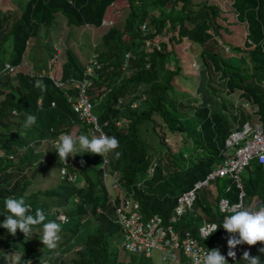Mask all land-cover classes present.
<instances>
[{"label":"trees","instance_id":"16d2710c","mask_svg":"<svg viewBox=\"0 0 264 264\" xmlns=\"http://www.w3.org/2000/svg\"><path fill=\"white\" fill-rule=\"evenodd\" d=\"M119 2L28 0L19 15L16 10L5 11L0 15V69L5 61L19 64L26 57L29 40L44 36L46 43H50L48 32L54 25L55 13L62 14L71 26L101 27L103 19L111 21L112 25L94 48L102 67L91 78L93 87L87 90L100 124L106 122L105 134L119 141L115 151L121 155L116 159L114 152L109 153L110 170L107 166L106 169L117 171L124 187L142 180L151 158L148 152L146 154L137 127L144 121L153 123V130L162 145L167 147L169 136L178 147L175 150L170 143L167 151L160 153L153 176L145 180L144 187L133 186V198L139 202L145 216L158 214L168 218L177 196L203 179L221 161V149L231 122L221 112L222 107L228 105L224 99L216 100L217 92L239 91L240 97L258 107L256 112L264 126V86L261 85L264 79V0H232L236 18L246 23L247 34L244 48L230 46L229 51H224L215 38H221L219 30H227L217 21L220 9L216 4H194L192 0H123L122 5ZM178 3L180 6L176 7ZM120 11L126 13L123 26L115 23ZM143 23L148 28L146 31L141 30ZM160 34L168 36L167 40L163 41ZM146 40L153 44L149 51L145 50ZM184 41L189 44L190 51L200 50L198 74L208 88L204 90L207 99L199 105L193 104L194 98L185 101V93L172 94L175 90L173 78L180 75L181 70L174 46ZM127 52L130 57L124 68L122 61ZM231 53L237 54V61L233 62L231 55H227ZM54 54L52 50L50 57ZM65 54L60 79L63 82L82 79L84 67L79 57L72 50H66ZM37 80L42 81L45 90L35 87ZM202 84L201 80L199 88ZM77 91L57 87L48 74L37 77L18 72L0 76V223L7 214L4 201L9 197L23 198L30 206L28 215L34 216L37 209L43 210L44 223L51 221L49 216L59 222L57 214L62 211L69 218L67 223L61 224L55 250L42 244V224L33 226L26 237L19 230L12 236L0 227V264H154L150 258L124 250L119 242V227L111 218L114 212L108 202L103 176L100 172L95 175V168L102 162L100 155L79 153L73 158L74 165L72 163L69 170L77 174L75 183L59 178L52 187L27 192L31 178L22 170V165L29 164L32 154L21 150L29 140L37 139L47 142L46 151L39 150L44 159L46 156L52 163L58 158L55 149L44 138L74 130L71 119L76 113L68 96L76 98ZM135 101L137 107L132 108L131 103ZM216 102L217 107H213ZM235 108L230 114L233 121L243 122L249 118L240 107ZM28 115H34L36 122L25 128ZM154 115L161 122L155 120ZM118 121H122L121 126L116 123ZM11 122L14 123L11 125ZM5 127L7 132H4ZM79 131L90 139L93 137L86 126H79ZM48 146L52 149L50 154ZM251 165L253 168L242 178L243 189L249 198L257 196L259 207L264 206V168L255 161ZM39 168L38 164L36 170ZM220 179L225 180V186L232 185L228 178L216 179L214 183ZM237 195L235 185L228 193L219 187L214 204L207 196L197 195L194 213L183 215L175 225L176 229L195 232L202 217L221 224L217 200L225 196L235 201ZM75 196L78 201L70 204ZM89 221L93 222V228L87 232L86 227L79 248L73 249L66 259L64 249L69 250L70 245L78 241L80 228ZM259 253L253 252V256ZM261 258L260 264H264V256ZM236 262L244 263L240 257Z\"/></svg>","mask_w":264,"mask_h":264},{"label":"built area","instance_id":"2783aa9c","mask_svg":"<svg viewBox=\"0 0 264 264\" xmlns=\"http://www.w3.org/2000/svg\"><path fill=\"white\" fill-rule=\"evenodd\" d=\"M101 25L111 26L112 22L103 19ZM147 29L145 23L141 24L142 31H146ZM150 45L153 47V44L149 40H146V51H149L147 48ZM92 50L86 63L83 65L84 70L82 79H70L68 82H63L60 77L49 75L53 83L64 91L68 89L78 90L76 98L71 95L68 96V102L76 113V117L71 119L74 130L70 132H60L55 137L51 135L44 138L48 140L53 149H55L53 144L62 134H71L74 137L84 135L79 131V126H86L90 135H106L103 130V126H105L106 122L102 125L100 124L98 115L94 112L93 104L87 94V90L93 87L91 78L102 67V61L99 60V55L94 49ZM129 57L130 53L127 52L122 61L124 68L128 66ZM194 63L193 66L196 70L199 69L196 62ZM27 65L28 64L23 60L16 65H12L10 62L5 61L0 69V76L5 74L14 75L18 72H23V67L25 66V68H27ZM24 73L37 77H43V75H45L33 71L32 68L29 71L27 69ZM261 85L264 86V79ZM246 103L252 102L246 100ZM40 104L41 101L39 100L38 105ZM137 104L136 101L132 102L131 107L135 108ZM242 106L243 105H241L240 108L249 115V118L243 122H235L232 120V128L225 137L223 149H221V161L215 164L213 169L203 179L197 180L193 183L191 188L183 191L177 196L176 203L168 218H163L158 214L145 216L142 213L139 202L133 198V186L138 188L144 187L145 180L153 176L157 166L156 157L151 158L152 162L149 163L146 176L142 180L130 183L126 187L119 183L118 177H115L116 174L111 175V186L116 196L111 198L114 210L112 220L119 227L121 246L125 250L141 254L146 258H151L152 252L156 251L162 262H169L170 264H182L179 259H185V264H197L198 260H203L205 253L218 248L221 255L226 257L228 264H239L236 262V258L240 257L241 254L245 252L243 247L245 244L237 245V247L233 249V251L236 252L235 260L227 257V252L229 250L227 240L230 234L223 229L222 223L226 216L233 214L235 205H241L240 210L246 209V192L243 189V177L241 175L245 168L250 166L253 161L263 165L264 168V162L260 160V156L264 155V126L260 120L259 114L256 112L258 107L254 105L255 108L253 110L250 109L246 111ZM116 123L120 126L122 125V121ZM50 131H53L52 127ZM104 162H106V159H104ZM71 165L72 162L68 158L67 164L63 161H59V177L67 182L75 183L77 174L69 170ZM103 166L104 164H102V168H104ZM219 178L230 179L232 185H235L238 189V195L235 201H230L228 197L222 196L216 202L218 212L221 214V224L216 221H208L202 217V221L197 225L195 232L191 229H176L175 225L183 215L194 213L193 204L197 198L198 192L203 188L210 187L211 183ZM232 185L228 184L225 186L224 193H228ZM255 201L256 198L250 202L249 206L257 210L254 204ZM221 209H223V211ZM97 211L100 210L98 209ZM57 219L62 224L67 223L69 218L65 214H58ZM212 224L221 226L216 232L208 236L207 239H204L201 230ZM217 233L219 235L215 236Z\"/></svg>","mask_w":264,"mask_h":264},{"label":"rangeland","instance_id":"374dc122","mask_svg":"<svg viewBox=\"0 0 264 264\" xmlns=\"http://www.w3.org/2000/svg\"><path fill=\"white\" fill-rule=\"evenodd\" d=\"M192 2L194 4L205 2L208 4L212 3V4L218 5L220 9V15L217 21L218 23L222 25V27H225L227 30L226 31L224 29L219 30L221 38L219 39V36L215 38H218L219 43L222 45L224 51H229L230 46H240L244 48L243 44H244L245 37L247 34L246 23L240 22L237 20L234 8L231 5L232 0H192ZM26 3H27L26 0H0V15L3 14L5 11H12V10H16L19 15L24 10ZM123 3H124L123 0H120L119 5H122ZM179 6H180V3H178L176 7H179ZM56 15L58 17L57 19H60V21H57L55 31L52 30V32H50V29H49V32H48V38L50 37L52 42L55 45L53 43L47 44L44 36L39 37L37 43L41 44L39 48L41 52H38V54L28 57L34 69L30 65H27V68H25V66L23 67L22 69L23 72H26L27 69L29 71L32 68V70L35 72L53 75L56 77H61V72H59L61 71L60 69H58L57 72L51 71V67L49 66L50 60L53 59V62H55V66L58 63L65 62L66 50H72L79 57L80 61L84 65L88 57L90 56L91 51H93L92 49H94L95 46L99 44L101 40V35L105 33L106 30L109 28V26H103V25H101V28H98L92 25H83L80 27L78 26L73 27L71 25H67L66 20H63V18H61L62 15L60 14H56ZM125 15H126L125 12H121V11L118 12V14L115 17V20H116L115 23L119 26H123ZM44 32H45V29L42 30V33ZM160 38L164 41L165 39L167 40L168 36L160 34ZM151 48H152V45H150L147 48V50H150ZM245 49H250V48H245ZM52 50L56 52L54 56L51 58L50 53L52 54ZM174 51H176L178 58H180L181 70H180V75L175 76L173 78L172 84L174 85L175 90L172 92V94L176 96V95H179V93H185L187 95L186 97H183L185 101H188V100L191 101V99L194 98L195 101L193 102V104L197 103L199 105V103H202V100L207 99L206 98L207 96L204 94V90L208 88V85L199 76L198 69L196 70V68L193 66L194 60H196L197 67L201 65L200 60L198 59L200 58V55H199L200 50L190 51L189 44H187V42L184 41L181 43H175ZM227 55H231V57L233 58V62L237 61L238 56L236 53H231ZM35 68H38V69H35ZM54 72L56 74H54ZM201 80L203 84L199 88V82ZM239 94H240L239 91H235L234 93H231V94H225L224 91L216 93L217 101L220 99H224L227 102L228 106L222 107L221 112L227 117H229L231 124L233 123V121L230 117V114L233 113L234 110L236 109L235 106L241 107V105H243L242 108L245 109L246 111L250 109L253 110L255 108L254 104L246 103V100L240 97ZM217 105H218V102H216L213 107H217ZM210 107L212 106L210 105ZM153 118L161 122L158 116L154 115ZM123 121L125 120L123 119ZM235 122H237V120ZM13 123L14 122H11V125ZM152 125L153 123L151 124L150 121L149 122L144 121L141 125L137 127L138 135L140 139L144 142V145L146 147V154L148 152L149 158L159 157L162 151L163 152L167 151L168 144L170 145V143H171L170 146L172 147V144H173V148L177 150L178 146L175 143H173V139H170L169 136L167 138L168 140L167 147L162 145L159 141V135L153 130ZM7 127L4 128V132H7ZM231 128L232 126L230 125V129ZM45 143L47 142H42L40 140L37 141V139L29 140L27 142V145L23 147V150H21L22 152L24 151L31 152L32 154L29 160V164L24 163L22 165V170L26 171V175H28L31 178V184L27 192H32L37 189H44L46 187H52L59 181L58 179L60 177H59L58 163L56 162L57 158L52 160V163H49L50 159H48L46 156L44 159V157H42V152L39 151V150L46 151ZM48 149L49 150L47 151L50 154L52 152V149L51 147L49 148V146H48ZM20 152L18 155L22 156ZM71 157L72 156L70 155L69 158ZM73 158L75 157H72V160ZM101 158L103 157L101 156ZM104 159H106L107 162L103 161L99 165L106 164L108 170H110L108 166V163H109L108 158H104ZM189 160L190 159H188V161ZM193 160L194 159H192V161ZM151 162H152V159L150 160L149 163ZM38 164L40 168L36 170V166ZM250 168H253V165H251V167L249 166L245 168V170L241 174L242 177L247 175L246 171H249ZM108 170L105 168V171L107 173H109ZM38 171H39V174H37ZM98 172H101L100 166L95 168V175ZM224 182H225L224 179H220L217 183H214V184L211 183L210 187L212 186L213 189L216 188V190L219 187L223 189L224 186L226 185V183L224 184ZM208 189L209 187L201 189L198 192V196H201V195L205 196L204 193H206ZM214 195L209 193L208 197L210 198H208V200L210 201L211 204L215 203ZM75 197H73L70 200V204L74 202ZM53 207H56V206H53ZM53 210L55 209L53 208ZM60 214H64V212L62 211L60 212ZM48 218L51 221H55L61 225V223L58 222L55 218H52L50 216ZM93 226L94 225L92 221H89L88 223L87 222L83 223L82 227L80 228V233L77 238L78 241L70 245L69 250L64 249V251H67L65 254L66 259L69 258L70 253H72L73 249L79 248L78 244L81 242L80 239L82 238V235L86 232V227L88 229L87 230L88 232L93 228ZM257 249L259 248L256 246H252L248 248L246 251L250 252L251 250H253V252H260V251H256ZM253 252H251V256H253ZM243 254H241L240 259L242 260V262H244L243 264H245L247 262L244 259H242ZM256 256L260 257V262H261V259H262L261 257L264 256V253L260 252ZM150 260L154 264H170L169 262H162L156 251L152 252V257L150 258ZM179 260L182 264L186 263L185 259H179Z\"/></svg>","mask_w":264,"mask_h":264},{"label":"clouds","instance_id":"9594fccd","mask_svg":"<svg viewBox=\"0 0 264 264\" xmlns=\"http://www.w3.org/2000/svg\"><path fill=\"white\" fill-rule=\"evenodd\" d=\"M35 87L41 88L42 91L46 88V86L43 85L42 81L40 80L36 81ZM35 122L36 117L34 115H28L24 127L29 128L31 125L35 124ZM53 147L58 154L56 162L59 163V161H63L65 164H67V158L72 162V157H75L76 155H78V153L100 155L103 157L102 162L104 161V158H108L107 155L109 153L114 152L116 159H119L121 155L120 152L115 151L119 148V141L115 137H109L107 135L93 136L90 139L87 135H79L78 137H74L71 134H62L53 144ZM70 155L72 156L71 158H69ZM260 160L264 162V155L260 156ZM99 166L101 168L100 173L103 176V183L105 184L106 192L108 194V202L111 203L113 208L111 198L116 196L111 186V175L116 174L115 177H118V173L117 171H109V173H107L105 171V168L107 166L106 164H104V168H102V165ZM215 181H213L212 183L214 184ZM255 198L256 201L254 202V204L257 210L249 206L250 202ZM74 201H78V197H75ZM259 205L260 204L257 196L249 198L246 195V209L240 210L241 205L237 204L234 206L235 210L233 211V214L228 215L224 218L222 227L227 231V233L230 234L227 240V246L229 249L227 252V257L235 260L236 252L233 251V249H235L237 245L243 244L249 245L248 248L256 246L257 243L261 244L263 247L260 248L259 245L256 247L260 248L259 251L261 253H264V206L259 207ZM4 207L7 214L4 215L5 219L2 223H0V227L6 229L7 232L12 236H16L17 230H19L26 237L31 234L33 226L42 224V237L40 239L42 244L49 250H55L57 248L58 241L60 240L59 233L61 231V225L55 221L44 223V221L46 220V216L43 210L37 209L34 216L28 215L26 213H28L30 206L25 204V200L23 198L17 199L12 197L5 199ZM98 209L100 210V208ZM221 210L223 211V209ZM220 226L221 225L218 226L212 224L202 229L201 231L204 235V239H207L208 236L216 232ZM119 242L121 244L120 235ZM246 250L243 254L242 259H244L247 264H260L259 256H251L249 254L253 252L254 248L250 252H247ZM197 264H228V261L224 255H221L220 250L217 248L205 253L203 260H198Z\"/></svg>","mask_w":264,"mask_h":264},{"label":"crops","instance_id":"0c3cea01","mask_svg":"<svg viewBox=\"0 0 264 264\" xmlns=\"http://www.w3.org/2000/svg\"><path fill=\"white\" fill-rule=\"evenodd\" d=\"M26 1H28V0H26ZM56 14H60V13H55V17H54V25L51 27V29H50V32H52V30L53 31H55V27H56V23H57V21H60V19H57L58 17H57V15ZM60 15H62V14H60ZM61 18H63V20H66V18L62 15V17ZM88 25V24H87ZM93 26V25H92ZM73 27H75V26H73ZM77 27V26H76ZM78 27H80V26H78ZM98 28H101V27H98ZM69 34V33H68ZM52 37V36H51ZM50 38V37H49ZM50 40V43L52 44L53 42H52V40H51V38L49 39ZM38 42V39L37 40H29V42H28V44H27V53H26V57H24L23 58V61H25L28 65H30L31 67L33 66L32 65V63L29 61V59H28V57L29 56H33V55H35V54H38V52H41V50L39 49L40 48V43H37ZM54 44V43H53ZM55 45V44H54ZM56 52V51H55ZM196 61V60H195ZM62 63L63 62H61V63H58L56 66H55V62H53V59H51L50 60V63H49V66L51 67V71H58V69H60L61 70V65H62ZM50 71V72H51ZM49 72V73H50ZM59 72H61V71H59ZM54 74H56L55 72H54ZM208 188V187H207ZM209 193L210 194H217V190H216V188L215 189H213V187L211 186V187H209V189L207 190V192L206 193H204L205 194V196H207V198H210V197H208L209 196ZM215 196V195H214ZM248 246L249 245H247V244H245L243 247H244V250H246L247 248H248ZM256 246H258V244H256ZM250 254V253H249Z\"/></svg>","mask_w":264,"mask_h":264}]
</instances>
